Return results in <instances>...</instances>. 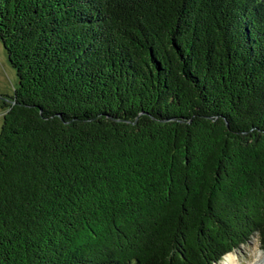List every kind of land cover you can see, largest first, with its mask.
<instances>
[{
  "label": "trees",
  "instance_id": "1",
  "mask_svg": "<svg viewBox=\"0 0 264 264\" xmlns=\"http://www.w3.org/2000/svg\"><path fill=\"white\" fill-rule=\"evenodd\" d=\"M0 41V264L264 250V0H0Z\"/></svg>",
  "mask_w": 264,
  "mask_h": 264
},
{
  "label": "rangeland",
  "instance_id": "2",
  "mask_svg": "<svg viewBox=\"0 0 264 264\" xmlns=\"http://www.w3.org/2000/svg\"><path fill=\"white\" fill-rule=\"evenodd\" d=\"M15 84H16L15 71L10 66L7 57V52L3 48V45L1 44L0 41V124H2V118L4 112L7 110V107L6 108L2 107V104L5 101H10L9 98L10 96H13ZM259 251H262L264 253V250L261 248L259 238L255 234L246 243L241 244L239 248H236L231 252H233V256L235 257V260L237 262H241V263L244 262L243 264H247V261L252 258L251 256L252 253L253 252L257 253ZM219 261H217V263Z\"/></svg>",
  "mask_w": 264,
  "mask_h": 264
},
{
  "label": "bare ground",
  "instance_id": "3",
  "mask_svg": "<svg viewBox=\"0 0 264 264\" xmlns=\"http://www.w3.org/2000/svg\"><path fill=\"white\" fill-rule=\"evenodd\" d=\"M252 261L249 259L247 264H264V253L259 251L257 253H252ZM246 259V258H245ZM244 263V262H243ZM241 262H237L235 257L233 256V252H228L224 254L223 258L217 264H243Z\"/></svg>",
  "mask_w": 264,
  "mask_h": 264
}]
</instances>
